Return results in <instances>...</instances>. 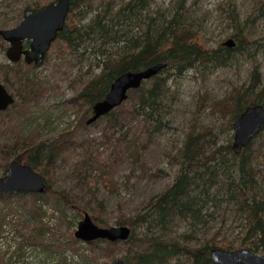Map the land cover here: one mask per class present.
<instances>
[{"label":"rangeland","instance_id":"1","mask_svg":"<svg viewBox=\"0 0 264 264\" xmlns=\"http://www.w3.org/2000/svg\"><path fill=\"white\" fill-rule=\"evenodd\" d=\"M35 1L0 0V27L16 26L14 23L21 16L18 10L27 2ZM126 1L86 0L76 9L74 18L81 23L89 22L107 5L116 10ZM175 2L152 0L149 8L143 11V17L146 15L144 18H148L157 11L169 13ZM187 5L190 12H194L207 45L222 43L237 29L260 45L257 49L250 46L244 53L236 52L232 62L226 66L215 69L199 66L184 71L182 76H174L169 81V95L164 98L169 124L161 132L150 134L142 131L136 118L130 115L123 119L124 124L118 126L101 117L88 123L92 110H86L83 102L73 104L70 101L99 71L98 53L90 52L94 42L88 39L81 42L79 49L72 50L65 44L61 48L62 51L64 48L63 52L59 45L54 44L41 65L30 71L46 89L38 101L32 102L24 114H20L18 107L11 106L0 112V149L10 152L8 162L22 150L25 139L35 143L44 139L72 140L67 146H61L56 160L50 161L46 156L39 158L40 167L36 169L53 189L63 192L64 198L47 192L39 198V211L32 196L20 198L14 195L0 202V206H6L4 212L7 214L0 229V264H113L117 258H124L127 264H136V255L152 248L153 233L147 227L151 223L155 225L154 221L145 224L137 221L134 226L129 223L135 221L147 203L172 184L179 174L181 160L178 159L186 134L189 131L202 133L207 142H211L214 135L216 143L210 144L209 148L227 143L229 139L232 141L234 128L230 124L233 119L225 101L238 91L249 88L250 83L254 87L249 88L248 97L264 88V0H188ZM7 45L8 42L0 37V80L15 94L20 87L19 75L24 76L26 72L20 66L19 73H15L13 67L17 66L6 54ZM86 47L89 52L84 55ZM10 63L12 67H7ZM254 70H257L255 77L252 74ZM19 99L17 95L15 100ZM136 133L141 143L146 145L140 147L139 154L125 151L127 141L119 140L125 135L127 139L133 138ZM17 136H21L18 142ZM2 154L0 151V177L7 171ZM245 154L251 158L250 166L259 185L253 192L262 196L264 127L252 138ZM226 158L234 159L231 155ZM222 178L220 172L217 184L212 186L213 192L220 186ZM199 183L197 189L201 187ZM225 198L220 193L213 199L216 204L207 203V211L212 216L206 223L198 221L190 226L189 219L176 217L167 225L170 230L163 237L176 238L179 247L199 246L205 241L229 245L231 250L248 247L240 245L245 235L249 237L245 222L237 211L236 203ZM66 199L71 202L67 203ZM85 211L91 216L96 212L99 217L96 222L101 226L128 221L126 224L134 232L131 241H118L111 245L105 239H95L93 243L78 239L75 229ZM38 217L46 227L47 234L42 238L45 245L27 243L24 249H18L20 240ZM155 228L154 232L159 229ZM255 252L262 251L257 249ZM189 262L188 256L182 254L167 264Z\"/></svg>","mask_w":264,"mask_h":264},{"label":"trees","instance_id":"2","mask_svg":"<svg viewBox=\"0 0 264 264\" xmlns=\"http://www.w3.org/2000/svg\"><path fill=\"white\" fill-rule=\"evenodd\" d=\"M85 1H71L70 14L67 17L65 28L59 32L58 38L52 43L59 45V50L65 44L71 46L73 50L82 47L81 42L88 39L90 42H94L93 50L90 52L98 53L99 71L94 73L82 86L83 88L70 98L73 104L83 102L85 109L91 111L92 106L104 98L111 81L120 73L141 70L162 61L168 63V66L160 70L158 74L142 82L141 87L131 89L128 99L120 106L110 111L109 114L101 116V118L112 121L114 126L124 124L123 119L130 115L129 117L136 118L142 131H148L150 134L161 132L169 124V120L165 116L168 111H166L164 98L169 95V81L174 76H182L184 71L199 66L213 69L218 66H226L232 62L236 52L244 53L251 48L250 46L257 49L260 45V43L256 44V40L250 39L247 34H243L244 32L240 29L235 30L230 36L234 39L232 46L222 43L214 46L207 45L202 28L197 23L196 17L193 16L194 12H190V6L187 5L188 0H175L174 7L169 13L157 11L155 14L149 15L148 18H144L146 15L144 14L143 17L142 13L149 8L152 0H127L116 10L108 8L107 5L101 10L104 14L98 12L89 22L81 23L74 17L77 13L76 9H79ZM48 2L46 0L27 2L18 10L19 16H21L17 22L21 20L27 9L38 10ZM78 13L82 14L81 11ZM99 42L100 44H98ZM63 51L61 50V52ZM87 52L89 49L86 47L82 54L85 55ZM14 64L17 66V68L13 67L15 73H19L20 66H22L26 74L19 75L21 82L20 87L15 91V96L19 95L20 99L19 101L15 100L10 106L18 107L20 114H24L31 103L37 102L39 96L46 89L44 84L34 78L33 73L30 72L37 68L35 65H28L21 61ZM10 66L12 67V65ZM256 71L254 70L252 73L253 77L257 76ZM252 87L254 84L250 83L249 88ZM249 88L238 91L225 101L226 109L232 114L233 121L247 105L254 103L264 105V88H262L263 91L261 89L248 97ZM9 108L0 110V112ZM233 121L230 125L234 128ZM148 125H152V128ZM20 137L17 136V139ZM126 137L127 135L119 139L121 142L127 141L125 151H135L139 154L140 147L146 146L145 143H141L137 133L133 138L127 139ZM213 137L211 142H207L202 133L189 131L186 134L178 159L181 160L179 174L172 184L157 193V196L147 203L146 207L136 215L135 221H130L129 224L133 226L137 221L144 224L154 221L155 225L152 226L151 223L147 227L148 231L153 233L151 236L152 248L149 252L140 251L135 257L136 264H167L173 257L182 256V254L188 256L189 264H217L209 259V250L214 246L230 249L229 245L221 246L213 241H205L199 246L179 247L176 238L171 236L164 238L163 236L170 230L167 225H170L176 217L184 216L187 220L189 219L190 226L197 224L198 221L206 223L208 217L212 216L207 211L209 205L207 203L216 204L213 199L220 193L225 195V200L228 202L236 203L237 211L245 222L249 237L245 235L240 245L246 244L254 252L257 249L264 251V194L259 196L257 192H253L254 188L259 185L255 178V172L250 166L251 158L245 154L251 141L242 148L239 154H236L233 152L230 139L227 143H220L209 148L210 144L216 143V137L214 135ZM18 141L20 140L18 139ZM70 141L72 142L71 139H44L42 142L35 143L25 139L22 150L17 151L14 157L21 162L29 163L34 169H38L40 167L39 158L46 156L50 161L56 160L57 154L60 152L58 150H61V146H67ZM0 151L3 152V166L7 168L10 163V161L8 162L10 152L8 154L5 148ZM4 153H7V156ZM229 155L234 159L226 158ZM220 172L223 178L220 186L213 192L212 186L217 184L216 178ZM199 182H201V187L197 189ZM47 188V192L64 198L62 191L53 189L49 184ZM47 192L13 191V193H9L2 191L0 192V202L9 200L14 195L20 198L32 196L35 208L37 207L36 210L39 211L38 206L41 205L39 198ZM65 201L71 202L67 199ZM5 208L6 206H0V219H2V221L0 220V229L2 228L1 223L4 222L7 215L4 212ZM92 217L95 221L99 219L96 212H93ZM127 222L120 220L119 224L125 225ZM155 227L159 228L156 232L153 230L156 229ZM45 230V224L41 217H38L31 223L24 238L20 240L18 249H24L27 243L43 244L42 238L47 234ZM133 234L132 230L130 237L123 242L131 241ZM108 242L114 245L118 241Z\"/></svg>","mask_w":264,"mask_h":264},{"label":"water","instance_id":"3","mask_svg":"<svg viewBox=\"0 0 264 264\" xmlns=\"http://www.w3.org/2000/svg\"><path fill=\"white\" fill-rule=\"evenodd\" d=\"M71 1H50L38 10L27 9L16 26L0 28V36L9 42L8 57L14 62L24 59L27 64L40 66L46 53L51 49L52 42L65 28L67 17L70 14ZM222 44L232 46L234 39L228 36ZM167 66L168 63L162 61L141 70L120 73L111 81L104 98L92 106L88 123L109 114L128 99L131 89L141 87L142 82L158 74ZM15 98V94L0 81V110L10 107L15 102ZM263 123L264 105L262 103L250 104L242 109L233 121L234 130L231 142L233 152L239 154L242 148L261 130ZM7 168V172L0 177V192H47L48 183L45 177L29 163L13 158ZM132 230L127 224L101 226L88 211H85L75 229V236L84 241L107 239L115 242V240H126L130 237ZM209 259L217 264H264V252L255 253L246 246L234 248V250L214 246L209 250ZM113 264H126V262L123 258H117Z\"/></svg>","mask_w":264,"mask_h":264},{"label":"flooded vegetation","instance_id":"4","mask_svg":"<svg viewBox=\"0 0 264 264\" xmlns=\"http://www.w3.org/2000/svg\"><path fill=\"white\" fill-rule=\"evenodd\" d=\"M24 14H25V13H24ZM23 16H24V15H23ZM22 18H23V17H22ZM22 18H21V19H22ZM20 21H21V20H20ZM20 21H19V22H20ZM13 27H14V26H13ZM0 28H3V27H0ZM6 28H11V27H6ZM6 28H3V29H6ZM0 37L3 38V36H0ZM3 39H4V38H3ZM4 41H6V40L4 39ZM7 42H8V41H6V43H7ZM52 43H53V42H52ZM8 45H9V42H8ZM8 45H7V46H8ZM52 46H53V44H52ZM52 46H51V47H52ZM7 48H8V47H7ZM48 52H49V51H48ZM48 52H47V53H48ZM47 53H46V54H47ZM6 54H7V51H6ZM7 56H8V55H7ZM45 56H47V55H45ZM9 59H10V57H9ZM20 60L23 61V62H25L24 59H20ZM20 60H19V61H20ZM19 61H17V62H19ZM43 61H44V60H43ZM10 62H12V63H16V62L12 61L11 59H10ZM25 63H26V62H25ZM30 64H32V63H30ZM30 64H28V65H30ZM10 65H11V63L8 64V65H6V66L8 67V66H10ZM33 65H34V64H33ZM0 81H1V80H0ZM2 82H3V81H2ZM3 83H4V82H3ZM4 84H5V83H4ZM5 86H6V88L8 89V87H7L6 84H5ZM8 90H10V89H8ZM11 91H12V90H11ZM12 92H13V91H12ZM13 93H14V92H13ZM131 229H132V228H131ZM128 238H129V237H128ZM128 238H127V239H128ZM102 240H104V239H102ZM105 240H107V239H105ZM107 241H109V240H107ZM115 241H122V240H115ZM124 241H126V240H124ZM111 242H113V241H111ZM248 248H249V247H248ZM249 249H250V248H249ZM252 251H253V250H252ZM253 252H254V251H253ZM263 252H264V251H262L261 253H263ZM255 253H256V252H255ZM123 259H124V258H123ZM124 260H125V259H124ZM115 261H116V260H115ZM125 262H126V261H125ZM126 264H127V262H126Z\"/></svg>","mask_w":264,"mask_h":264}]
</instances>
